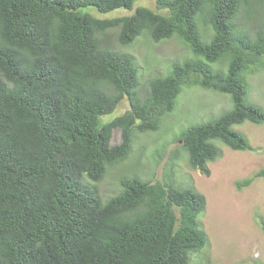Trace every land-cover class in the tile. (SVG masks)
<instances>
[{"label":"trees","instance_id":"16d2710c","mask_svg":"<svg viewBox=\"0 0 264 264\" xmlns=\"http://www.w3.org/2000/svg\"><path fill=\"white\" fill-rule=\"evenodd\" d=\"M135 2L0 0V264H189L208 245L206 199L191 183L179 189L169 172L155 182L134 172L105 200L91 183L126 159L132 135L158 129L187 86L233 103L179 136L192 170L210 175L207 164L222 156L216 142L253 150L234 126L264 122L245 77L264 64V0H156L109 19L84 12L131 11ZM145 34L155 43L177 36L197 58L141 88L135 56L116 46ZM215 62L219 72L207 65ZM125 98L129 108L104 120ZM262 177L264 167L235 186Z\"/></svg>","mask_w":264,"mask_h":264},{"label":"rangeland","instance_id":"374dc122","mask_svg":"<svg viewBox=\"0 0 264 264\" xmlns=\"http://www.w3.org/2000/svg\"><path fill=\"white\" fill-rule=\"evenodd\" d=\"M137 7L155 9L156 0H136L131 11L117 9L101 14L91 7L84 12L89 11L98 19H109L129 16ZM258 18L263 21L264 12ZM208 39L203 37L205 41ZM116 48L135 56L141 88L146 87L151 79L167 76L173 62L185 57L197 58L177 36L155 43L145 34L129 46L118 45ZM261 60L264 62V57ZM207 65L213 72H219L222 66L218 62ZM245 77L248 102L264 110V64L257 69H248ZM232 107L231 96L228 94L199 85L183 87L174 109L159 119L158 129L134 137L132 135L131 150L126 159L108 168L100 181L91 183L103 200L120 193V179L134 172H138L141 179L152 182L164 181L165 171L169 172L179 189L189 187L186 185L191 183L206 199V208L199 221L208 237V245L202 251L192 253L189 264H264V233L256 219L257 215L264 217V178H257L241 189L235 186L237 181L243 182L253 177L264 167V122H245L234 126L252 145L251 152L233 151L216 142L222 150V156L207 164L209 176L192 170L187 164V152L180 147L182 142H179V136L182 132L194 125L215 120ZM128 108V100L125 98L114 113L103 119L110 121ZM120 141V130L115 129L111 145H117ZM176 151L179 160L172 163L171 157L175 156Z\"/></svg>","mask_w":264,"mask_h":264},{"label":"clouds","instance_id":"9594fccd","mask_svg":"<svg viewBox=\"0 0 264 264\" xmlns=\"http://www.w3.org/2000/svg\"><path fill=\"white\" fill-rule=\"evenodd\" d=\"M113 131H114V130H113ZM111 138H112V137H111ZM179 142H181V141H179ZM110 144H111V141H110ZM112 146H113V145H112ZM251 146H252V145H251ZM229 149H230V148H229ZM251 151H253V150H251ZM251 151H250V152H251ZM255 256H258V254H255Z\"/></svg>","mask_w":264,"mask_h":264}]
</instances>
